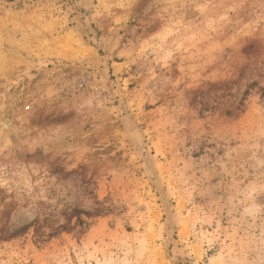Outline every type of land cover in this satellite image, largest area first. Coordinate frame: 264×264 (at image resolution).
<instances>
[{
    "label": "rangeland",
    "instance_id": "374dc122",
    "mask_svg": "<svg viewBox=\"0 0 264 264\" xmlns=\"http://www.w3.org/2000/svg\"><path fill=\"white\" fill-rule=\"evenodd\" d=\"M0 264H264V0H0Z\"/></svg>",
    "mask_w": 264,
    "mask_h": 264
},
{
    "label": "trees",
    "instance_id": "16d2710c",
    "mask_svg": "<svg viewBox=\"0 0 264 264\" xmlns=\"http://www.w3.org/2000/svg\"><path fill=\"white\" fill-rule=\"evenodd\" d=\"M77 214H76V225L79 226L80 228H82V226H85V222L83 220H81L80 217H81V215L88 216V213L78 212Z\"/></svg>",
    "mask_w": 264,
    "mask_h": 264
}]
</instances>
